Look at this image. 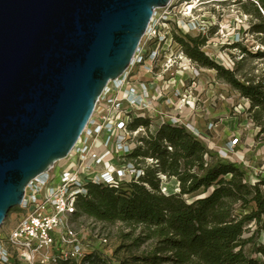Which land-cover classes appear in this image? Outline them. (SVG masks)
I'll return each mask as SVG.
<instances>
[{
	"label": "built area",
	"instance_id": "obj_1",
	"mask_svg": "<svg viewBox=\"0 0 264 264\" xmlns=\"http://www.w3.org/2000/svg\"><path fill=\"white\" fill-rule=\"evenodd\" d=\"M195 5L194 0L179 4L171 0L153 11L128 68L106 85L69 155L35 177L25 189L22 202L15 208L19 214L16 224L7 234H0V264H79L98 245L106 244L102 236L97 246L84 243L73 225L78 217L76 201L86 197L90 183L118 188L142 178L143 167L154 164V160L141 163V158L131 160L128 156L142 146L143 138L154 136L165 123L184 126L220 159L231 160L240 135L232 133L223 147L214 149L216 124L208 121L199 128L192 119H205L218 100L235 120L239 111L232 98L239 95L225 85L222 97L220 85L206 81L203 68L172 39L173 34L200 35L207 39L206 49L214 43L209 38L212 30L216 38L222 37L223 22L193 14ZM207 57L224 70L235 69V62L227 55L215 60ZM189 104L194 108L183 113L182 108ZM138 117H149L148 125L131 127ZM246 120L255 136L259 129L248 113ZM110 155L113 159L104 163ZM58 163L64 165L57 167ZM53 178L57 186L52 185ZM159 178L166 180L163 175Z\"/></svg>",
	"mask_w": 264,
	"mask_h": 264
},
{
	"label": "water",
	"instance_id": "obj_2",
	"mask_svg": "<svg viewBox=\"0 0 264 264\" xmlns=\"http://www.w3.org/2000/svg\"><path fill=\"white\" fill-rule=\"evenodd\" d=\"M171 0H0V227L65 159Z\"/></svg>",
	"mask_w": 264,
	"mask_h": 264
},
{
	"label": "trees",
	"instance_id": "obj_3",
	"mask_svg": "<svg viewBox=\"0 0 264 264\" xmlns=\"http://www.w3.org/2000/svg\"><path fill=\"white\" fill-rule=\"evenodd\" d=\"M249 1L255 18L262 19L250 25L249 32L264 35V18L254 0ZM258 3L264 11V0ZM245 7V13L252 14ZM172 39L189 59L215 70L220 80L249 101L247 113L258 135L264 134V75L241 82L234 71L224 70L205 55L202 49L207 39L203 36L173 34ZM252 55L264 57V52ZM149 121V117H138L131 127L147 126ZM141 142L128 159L154 160L152 165L144 164L143 177L118 188L88 184L86 197L76 201V215L138 231L134 242L150 241V251L114 261L95 248L79 264H264L244 252L251 238L264 231L263 179L249 183L241 164L220 159L184 126L165 123ZM159 175L174 179L178 192L162 193ZM201 189L203 196L194 201L182 199ZM251 225L255 230L247 238Z\"/></svg>",
	"mask_w": 264,
	"mask_h": 264
},
{
	"label": "rangeland",
	"instance_id": "obj_4",
	"mask_svg": "<svg viewBox=\"0 0 264 264\" xmlns=\"http://www.w3.org/2000/svg\"><path fill=\"white\" fill-rule=\"evenodd\" d=\"M172 1L174 4H179L190 0ZM258 1L259 0H254L255 7L258 8L261 17L264 18V11L260 8ZM194 4H196V9L193 10V14L204 17L213 16L217 21L223 22L224 29L222 37L216 38L212 34L215 30H212L209 38H213L214 43H211L210 46H208L209 48L203 49L205 54L214 60L215 58L219 59L221 55H227L233 59L235 62V76L241 82L256 80L262 77L264 75V57H253L252 54L255 52H264V44H262L264 35L249 32L250 25L260 24L262 19L255 18L254 7L250 5V1L194 0ZM243 5H245V8L252 14L245 13ZM235 44H238V47H235ZM203 70L204 79L206 81H212L220 85L221 88L219 92L223 97L225 93L223 88H225L224 86L227 84L218 78L215 70L208 68H203ZM232 103L239 111V115L236 117L237 119L233 122L236 124L237 128H241L240 130L242 132L240 133V143L235 153L238 151L241 156H243V159L240 158V160L242 159L240 164L243 166L248 182L254 184L257 178L264 180V134L258 135L257 132L254 136L248 132V130H251L249 129L251 127H247L248 122L246 120L249 101L236 96L232 98ZM193 108L194 106L189 104L182 108V111L183 113H188ZM211 110L212 109H209L208 116L211 114ZM217 122H219V120ZM214 123L216 124V122ZM216 125V128L219 130L222 128L220 125ZM223 125L226 126L225 123ZM112 159L113 155L106 156L104 163L110 162ZM231 160L239 162L234 155L231 156ZM62 166L63 163L57 164V167ZM54 180L55 178H53L52 185L57 186ZM160 188L164 194H175L178 192L177 184L174 179L162 180ZM201 196H203L202 189L191 195L183 196L182 199L186 203H190ZM18 217L19 214L17 210L15 208L11 209L0 227V234H7L16 224ZM73 225L85 244L90 243L97 246L99 237H105L107 243L98 245L97 248L103 252L106 258H110L114 261L128 255H140L141 253L150 251L151 248L150 241L139 239L137 242H134L135 239L139 238L138 231L132 232L119 223L103 224L85 216H78L73 219ZM249 230L250 233L245 235L247 238H249L251 233L255 230L254 225H251ZM126 234H128L129 237H123ZM119 248L120 251L116 253V250ZM244 252L249 257L264 263V231L251 238V242L245 246Z\"/></svg>",
	"mask_w": 264,
	"mask_h": 264
},
{
	"label": "crops",
	"instance_id": "obj_5",
	"mask_svg": "<svg viewBox=\"0 0 264 264\" xmlns=\"http://www.w3.org/2000/svg\"><path fill=\"white\" fill-rule=\"evenodd\" d=\"M211 109H212L211 114L209 116L205 117V119L193 118L192 122L194 123V125L196 127L203 128L205 126L206 122L211 120V121L216 122V124H218L222 127L220 130L218 128H216L212 134L213 135L212 136L213 147H214V149H218V148H221L225 145V143L229 140V136L232 133L240 135V133H242V132L240 130L241 128H237L236 124L234 123L235 122L234 119H232V117L229 116L230 110L224 109V107L220 103V101L218 102V100H217L216 102H214L213 107H211ZM236 119L237 118H235V120ZM218 120H219V122H217ZM224 123L226 124V126L223 125ZM216 127H217V125H216ZM248 132L251 133L252 135H254V132H252L251 130H248ZM239 143H240V141H239ZM234 156L239 160V162L236 160H231V161L236 162L237 164H240V162H242L243 156H241V154L238 151H237V153L234 154ZM240 158H242V159L240 160ZM63 165H64V163H63ZM243 165H244V163H243ZM255 180H257V179H255Z\"/></svg>",
	"mask_w": 264,
	"mask_h": 264
}]
</instances>
